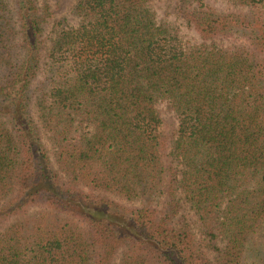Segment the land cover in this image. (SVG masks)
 <instances>
[{
    "label": "trees",
    "instance_id": "trees-1",
    "mask_svg": "<svg viewBox=\"0 0 264 264\" xmlns=\"http://www.w3.org/2000/svg\"><path fill=\"white\" fill-rule=\"evenodd\" d=\"M153 1L0 0V264H264V0Z\"/></svg>",
    "mask_w": 264,
    "mask_h": 264
},
{
    "label": "rangeland",
    "instance_id": "rangeland-1",
    "mask_svg": "<svg viewBox=\"0 0 264 264\" xmlns=\"http://www.w3.org/2000/svg\"><path fill=\"white\" fill-rule=\"evenodd\" d=\"M40 4L47 3L51 7V12L53 17L48 24L46 30L45 37V48L48 49L50 47L51 41L55 32L61 31L64 29H73L78 26L79 17L76 14V4L77 0H38ZM182 0H154V8L158 12V17L167 21L172 27L176 28L180 35L183 36L185 40H191L193 43H199L198 35L195 34L194 31L186 27V22L180 12ZM217 6H221L219 3H214L213 0H207ZM222 43L224 45H247V41L243 37H237L235 35L228 37L223 40ZM45 49V50H46ZM43 73V72H42ZM159 114L163 119V124L160 128L163 136L168 140V144L170 145L171 140L174 139L175 130L177 128V118L171 112V110L165 106H158ZM183 215H186V218L193 219V215L187 210L181 212ZM253 249V248H252ZM257 251V250H256ZM256 251H252L253 253H249V259L247 264H252V262H256L259 256V253Z\"/></svg>",
    "mask_w": 264,
    "mask_h": 264
}]
</instances>
